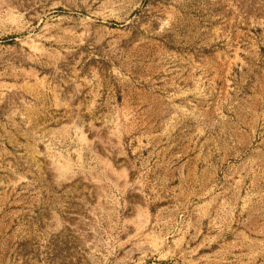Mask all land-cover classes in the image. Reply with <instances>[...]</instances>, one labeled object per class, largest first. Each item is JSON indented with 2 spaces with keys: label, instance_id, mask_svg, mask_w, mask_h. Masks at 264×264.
I'll list each match as a JSON object with an SVG mask.
<instances>
[{
  "label": "rangeland",
  "instance_id": "rangeland-1",
  "mask_svg": "<svg viewBox=\"0 0 264 264\" xmlns=\"http://www.w3.org/2000/svg\"><path fill=\"white\" fill-rule=\"evenodd\" d=\"M0 264H264V0H0Z\"/></svg>",
  "mask_w": 264,
  "mask_h": 264
}]
</instances>
